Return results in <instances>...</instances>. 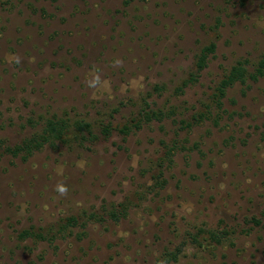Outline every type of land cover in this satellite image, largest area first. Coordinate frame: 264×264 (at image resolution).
I'll return each mask as SVG.
<instances>
[{"label": "rangeland", "instance_id": "374dc122", "mask_svg": "<svg viewBox=\"0 0 264 264\" xmlns=\"http://www.w3.org/2000/svg\"><path fill=\"white\" fill-rule=\"evenodd\" d=\"M262 59L264 0H0V264H264Z\"/></svg>", "mask_w": 264, "mask_h": 264}, {"label": "trees", "instance_id": "16d2710c", "mask_svg": "<svg viewBox=\"0 0 264 264\" xmlns=\"http://www.w3.org/2000/svg\"><path fill=\"white\" fill-rule=\"evenodd\" d=\"M217 50V45L215 43H212L209 46H206L202 49L201 54L199 55L196 65L197 69L199 71L204 70L208 65L209 57L212 53H214ZM264 75V59H262L259 63L257 72L255 74H251V78L258 80L261 76ZM248 76V69L246 67V62L240 61L237 65H235L231 71L230 74L227 76L226 79H224L220 86V94H219V101L217 100V103L220 104L221 97L225 94V91L228 87L232 86L235 82L239 81L242 83H245L247 81ZM188 84V83H186ZM163 114V113H162ZM166 116V114H165ZM152 117H158L157 112L152 113ZM70 128L69 124H66L64 120H58V119H49L46 121L45 127L43 128L42 133L39 135L34 136L31 139L25 140L23 143L15 146H7L6 152L8 154H11L12 156H20L22 155L24 158L29 157L33 154V152L40 147H42L46 142L53 141V140H59L62 139L63 136L66 134V130ZM77 130H79V134L81 141H87L92 140L96 138V134L91 129V124L89 123H80L77 126ZM111 130L109 127L105 129V133L107 135H110ZM128 129H123V132L127 131ZM88 134V136L86 135ZM111 216L114 218L119 217V214L117 211H111ZM72 222L76 221L75 218L71 219ZM253 222L256 225H263L264 226V214L263 219H257L254 218ZM32 234L29 231H24L21 236L27 237L31 236ZM212 237L215 241L218 240L216 234H212Z\"/></svg>", "mask_w": 264, "mask_h": 264}, {"label": "clouds", "instance_id": "9594fccd", "mask_svg": "<svg viewBox=\"0 0 264 264\" xmlns=\"http://www.w3.org/2000/svg\"><path fill=\"white\" fill-rule=\"evenodd\" d=\"M15 63L19 64L20 63V59L19 57L15 58ZM115 65H120L122 64V61L117 59L115 60ZM88 86L92 89H96L98 87H106L107 86V82L106 81H102L101 76L99 73L95 74L94 76L91 77V79L88 81ZM78 166L83 167V164L80 163ZM58 174H62V169L59 170ZM55 191L60 195V196H66L69 189L67 187V185L64 182H59L56 187H55Z\"/></svg>", "mask_w": 264, "mask_h": 264}]
</instances>
